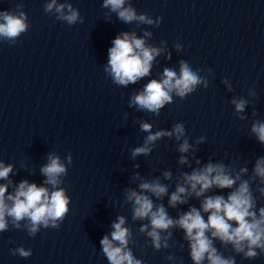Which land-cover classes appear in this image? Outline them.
I'll use <instances>...</instances> for the list:
<instances>
[{
    "label": "clouds",
    "instance_id": "obj_1",
    "mask_svg": "<svg viewBox=\"0 0 264 264\" xmlns=\"http://www.w3.org/2000/svg\"><path fill=\"white\" fill-rule=\"evenodd\" d=\"M101 6L108 10L105 13L106 21H111L112 14H116V18L127 25L135 23L137 27H159L163 20V17L154 19L147 13H138L131 0H103ZM23 8L21 3L17 4L16 11H0V42L15 45L28 32L30 22ZM44 11L69 26L84 23L79 10L68 0H46ZM142 31V35L135 30L120 32L111 42L104 72L118 87L126 88L150 77L156 58L165 52L168 58L171 57L167 41L161 40L160 46H156L149 43L153 33L147 28ZM173 47L177 52L182 49L180 43ZM178 63L179 71L165 66L159 79H149L141 90L131 94L128 106L159 116L165 106L174 103V98L183 101L198 87L208 88L209 80L201 75V69H193L183 59ZM207 72L212 74L210 68ZM221 82L229 92L233 91L228 78ZM248 95L255 97V90L249 89ZM249 103L244 97L231 99L230 104L237 119H247L244 113ZM252 115L256 116L257 113L253 111ZM138 123L140 131L147 135L141 145L130 150L131 159L148 156L157 142L167 138L176 145L175 151L179 153L177 164L190 169L179 172L175 178L169 170L162 171L160 176L152 179L141 176L139 172L132 174L131 182L137 187L123 190L124 203L130 205L132 220L141 222L138 231L145 237V247H151L156 252L169 250L175 244V230L183 232L182 241L187 244L192 264H237L236 256L247 261L264 257V205L258 207V199L264 200V156L255 159L251 174L247 166L237 169L223 161L213 162L211 156L202 162L196 153L206 137L202 135L190 143L184 123H175L170 130L155 131L153 124L147 120ZM249 134L264 145V121L253 120ZM72 162L71 153L67 154L66 159H61L56 152L48 153L47 163L40 167L45 179L43 184L38 185L27 179L14 184L9 177L14 174L15 165L0 160V180L7 181L0 183V233L11 228L24 230L29 237L35 238L41 229H59L70 211L71 197L62 185ZM134 167L138 169L140 165ZM173 179L174 190L170 191L172 185L165 181L171 182ZM253 185H256L255 189ZM10 186L12 191H9ZM216 190H228L227 196L213 194ZM165 197L167 206L163 203ZM193 198L199 200V207L189 204ZM182 205H188V210H179ZM169 209L177 210V215H170ZM110 229V233L100 240L108 264H144L134 255V231L128 224V218L123 214L117 215ZM217 242L224 249L230 246L234 255H224L216 246ZM184 243L180 244L179 250L183 251ZM10 252L21 258H29L33 254L31 249L24 246L10 249ZM166 259L183 264L182 258L174 253H169Z\"/></svg>",
    "mask_w": 264,
    "mask_h": 264
}]
</instances>
